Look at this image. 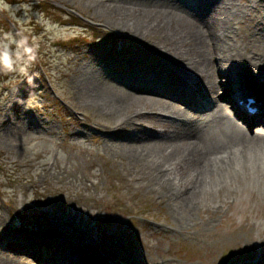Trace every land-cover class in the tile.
<instances>
[{"label":"rangeland","instance_id":"374dc122","mask_svg":"<svg viewBox=\"0 0 264 264\" xmlns=\"http://www.w3.org/2000/svg\"><path fill=\"white\" fill-rule=\"evenodd\" d=\"M145 1L0 0V40L26 37L36 57L23 63L24 72L19 70L20 62L16 71L0 72V237L10 230L32 244L48 245L39 248L42 264H47V255L56 258L54 251L68 234L70 242L82 238L75 248L60 253V264H90L91 259L96 264H207L202 255L213 264H230L243 256L242 247L253 242L250 236L234 241L225 231H230V221L239 225L238 209H202L192 223L184 214L173 215L170 204L145 186L146 179L134 178V171L147 160L136 152L138 143L129 131L133 126L136 134L143 131L128 119L139 105L124 100L128 88L121 77L125 81L128 75L143 72L144 67H130L127 60L143 51L139 62L145 59L149 66L147 51L152 46L150 38L130 39L110 21L128 13L117 3ZM236 1L242 15L246 5L257 0ZM254 13L240 24L244 30L264 21V3ZM252 38H256L253 33L248 39ZM91 83L101 92L121 93L123 104L107 108ZM163 99L173 108L184 104ZM125 118L129 123L119 129L117 123ZM137 120L157 128L162 124L155 114ZM70 224L81 225L86 234L77 230L79 236L75 235ZM55 231L62 235H50ZM199 233L203 234L199 237ZM18 235L15 248L0 246V264L31 263L28 255L35 253L16 247Z\"/></svg>","mask_w":264,"mask_h":264},{"label":"bare ground","instance_id":"6f19581e","mask_svg":"<svg viewBox=\"0 0 264 264\" xmlns=\"http://www.w3.org/2000/svg\"><path fill=\"white\" fill-rule=\"evenodd\" d=\"M234 1L213 3L198 0L191 4L180 0L173 3L172 0H146L140 4L127 5L129 1L117 3L129 14L125 17L119 13L120 17H114L110 24L114 29L128 32L127 37L135 41L141 37L150 38L152 46L151 51H147L150 65L144 64L145 59L139 62L138 54L143 51L136 52L127 64L130 67L140 64L145 70L136 73L138 76L128 75L125 81L121 77L129 90L125 91L128 96L124 100L133 107L139 105V108L134 107L133 115L128 116L130 125L141 126L143 131L150 130L142 131L140 135L136 134L134 126L133 130H129L131 138L138 143L136 152L147 160V165L134 171L135 180L146 179L145 186L154 190L158 199L170 204L175 212L170 211L173 215L184 214L192 223L193 215L198 211L208 210L210 206L218 211L222 202H229L227 209H238L241 221L238 226L230 221L231 232L225 231L233 235L234 241H241L244 236L252 237L253 241L242 247L243 256L230 264H264V137L252 134L254 131L245 115L239 113L237 116L246 123L241 124L221 112L222 108H212V102L225 101L234 88L250 90L253 84L264 90V69L261 68L264 67V21L260 19L255 23L256 27L247 31L240 25L253 18L264 0L246 5L242 15H238L241 11L236 9L242 7L241 4ZM248 14L250 18H245ZM251 33L256 35L255 39H248ZM97 53L100 54L99 51ZM231 80L232 83L229 82ZM186 82L195 84L201 91L200 101L188 105L197 110L196 113L183 107L173 108L163 99L175 98L189 103ZM90 86L92 91L100 92L107 108L114 109L123 104L121 93L109 94L101 92L103 89L96 84L91 83ZM221 90L224 92L219 93ZM253 93L258 97L261 95L256 90ZM149 94L161 98L150 97ZM259 102H262L260 108L264 112V99L260 98ZM148 105L168 112L163 113L168 117H162L161 127L137 120L152 116V108ZM10 106L11 103L8 108ZM128 119L118 122L117 127H124L125 122L129 123ZM154 166L158 167V171ZM145 169L149 170V175ZM70 226L75 235L77 230L83 236L86 234L81 225ZM7 231L12 239L6 247L12 246L13 239L20 234ZM202 234L199 233V237ZM68 236L64 244L61 242L55 249L56 258H52L50 264H60V253L65 248H75V242H80L82 238L70 242ZM20 237L18 235L16 244L33 251L36 246L26 237ZM229 252L232 253L231 247ZM196 253L200 254L198 250ZM201 257L207 264H213L204 255ZM12 264L16 262L12 261Z\"/></svg>","mask_w":264,"mask_h":264},{"label":"clouds","instance_id":"9594fccd","mask_svg":"<svg viewBox=\"0 0 264 264\" xmlns=\"http://www.w3.org/2000/svg\"><path fill=\"white\" fill-rule=\"evenodd\" d=\"M13 43L16 45L15 51L12 49ZM35 58V50L28 46L26 37L19 41L14 39L9 40L7 37L0 40V72L8 73L16 71L18 62H20L19 70L24 72L26 68L23 66V63L25 61H34Z\"/></svg>","mask_w":264,"mask_h":264}]
</instances>
